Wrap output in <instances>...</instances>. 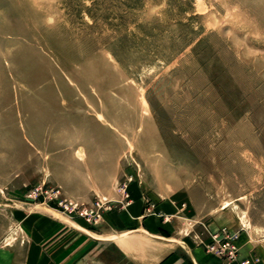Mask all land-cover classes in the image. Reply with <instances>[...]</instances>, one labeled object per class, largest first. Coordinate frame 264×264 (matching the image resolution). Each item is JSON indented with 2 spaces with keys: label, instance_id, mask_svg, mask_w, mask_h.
I'll use <instances>...</instances> for the list:
<instances>
[{
  "label": "rangeland",
  "instance_id": "obj_1",
  "mask_svg": "<svg viewBox=\"0 0 264 264\" xmlns=\"http://www.w3.org/2000/svg\"><path fill=\"white\" fill-rule=\"evenodd\" d=\"M137 199L264 259V0H0V264H113Z\"/></svg>",
  "mask_w": 264,
  "mask_h": 264
},
{
  "label": "crops",
  "instance_id": "obj_2",
  "mask_svg": "<svg viewBox=\"0 0 264 264\" xmlns=\"http://www.w3.org/2000/svg\"><path fill=\"white\" fill-rule=\"evenodd\" d=\"M171 213L168 203H156L152 212H146L142 200H132L121 213L119 230L113 232V264H264L257 244L247 233L238 235V254L233 260L209 254L202 247L180 248L163 233L173 226L163 218ZM180 249H186L192 263L179 254ZM84 260L83 255L81 264Z\"/></svg>",
  "mask_w": 264,
  "mask_h": 264
},
{
  "label": "built area",
  "instance_id": "obj_3",
  "mask_svg": "<svg viewBox=\"0 0 264 264\" xmlns=\"http://www.w3.org/2000/svg\"><path fill=\"white\" fill-rule=\"evenodd\" d=\"M238 232L222 229L219 232H213L209 243L206 245L208 251L224 254L228 258L234 259L238 254V247L236 241L238 239Z\"/></svg>",
  "mask_w": 264,
  "mask_h": 264
}]
</instances>
